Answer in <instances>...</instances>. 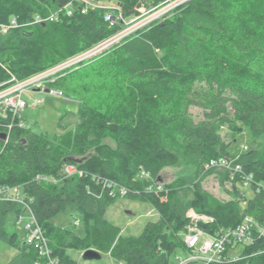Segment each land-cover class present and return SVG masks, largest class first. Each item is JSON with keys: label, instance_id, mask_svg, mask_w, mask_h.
I'll list each match as a JSON object with an SVG mask.
<instances>
[{"label": "trees", "instance_id": "16d2710c", "mask_svg": "<svg viewBox=\"0 0 264 264\" xmlns=\"http://www.w3.org/2000/svg\"><path fill=\"white\" fill-rule=\"evenodd\" d=\"M152 2L0 0V88L12 76L23 81L86 52ZM50 80L39 90L74 100L78 123L47 134L21 127L15 118L8 131L11 114L0 116V135L8 133L0 136V187L18 188L57 264H77L70 252L90 249L123 264H172L178 250L188 253L190 211L211 218L198 220V229L210 236L236 228L246 216L264 224V144L229 151L245 130L254 139L264 135V0H189ZM219 158L251 175L250 198L233 168L220 174L221 186L233 184L228 200L203 189L215 171L206 166ZM67 164L82 175L63 179ZM188 165L195 168L193 180L161 182L164 168ZM158 183L162 191L155 195L148 187ZM119 187L128 192L124 198L148 203L158 215L138 236H122L105 217ZM185 191L191 195L186 202L179 197ZM68 207L82 218L81 237L51 222ZM22 210L0 200V241L34 264H48L34 245H20L8 230ZM262 249L261 239L227 247L223 260L212 264H264Z\"/></svg>", "mask_w": 264, "mask_h": 264}, {"label": "built area", "instance_id": "2783aa9c", "mask_svg": "<svg viewBox=\"0 0 264 264\" xmlns=\"http://www.w3.org/2000/svg\"><path fill=\"white\" fill-rule=\"evenodd\" d=\"M86 3L88 0H80ZM189 0H163L164 4H171L168 9H163L165 6H153L151 9L147 10L145 14H136L134 17L123 23V27L119 29L116 33L112 34L108 38L104 39L93 48L81 53L56 67L32 76L26 80L18 81L15 77H11L7 85L0 88V116L5 118L9 113L11 114L12 121L7 125L8 131H10L14 125L13 121L18 117L19 111L26 107V102L22 99V95L26 90L43 89L47 81H51L50 78L55 75L69 69L76 64L93 58L102 52L108 50L109 48L119 44L124 39L134 35L139 29L147 25L148 23L160 19L166 12L176 8ZM164 10V11H160ZM68 15L71 14V10L66 8ZM121 13L119 14V19L122 20ZM55 15L49 16V20H55ZM106 22H111L112 19L109 14L104 16ZM15 25V21H12ZM7 28L3 31L6 32ZM51 94L62 99H66L60 91L53 90L50 91ZM38 102H35V104ZM19 126H24V123H19ZM8 137V133L6 134ZM245 151L247 148L242 147ZM206 168H213L215 170L219 169L222 172L231 171L233 168L235 172L242 177V183L248 185L251 183V175H244L239 165H233L231 160L225 158L213 159L209 162ZM82 171L75 165L67 164L64 165L62 169V178H72L80 177ZM37 179L48 181L49 179L43 176H38ZM262 189V186H257V189ZM148 190L153 192L155 195H160L162 191L161 184H154L148 187ZM18 188L1 186L0 187V200L14 202L23 208V212L15 216V223H22L26 220L24 224L25 231V243L34 245L38 253L44 256L48 264H57L50 256L51 252L47 244L46 237L37 223L33 212L26 202V200L18 194ZM127 190L124 187L117 188L116 193H111L115 195L118 199L124 198L127 195ZM161 198V197H160ZM162 199V198H161ZM164 200V199H162ZM191 223L188 227V233L185 236V244L188 249L184 258H177L175 264H212L218 263L223 260V254L227 247L232 249L236 246H244L247 244H252L256 239L264 240V224L257 225L251 217L246 216L243 222L233 229H228L221 232L218 236H210L203 233L198 227H195V221L201 219L203 221H211V218L207 216L199 217L198 215L189 214ZM78 224V223H76ZM260 254H264V249L258 251Z\"/></svg>", "mask_w": 264, "mask_h": 264}, {"label": "rangeland", "instance_id": "374dc122", "mask_svg": "<svg viewBox=\"0 0 264 264\" xmlns=\"http://www.w3.org/2000/svg\"><path fill=\"white\" fill-rule=\"evenodd\" d=\"M152 1L151 7L158 6V8H160L161 6H165L163 9H168L172 6L171 4H164L163 0ZM146 11V8H139L136 13L145 14ZM160 11L162 12L164 10ZM22 99L26 102V107L19 111L18 117L25 126L32 127L35 131L45 132L47 134H58L73 129L78 123L77 104L74 100L68 98L62 99L51 93H46L43 90L39 92L26 90L22 95ZM35 102L38 103L35 104ZM102 142L112 148L115 147V143L110 138H105ZM262 144H264V135L254 139L251 134L245 130L236 138L235 142L230 146L229 151L237 153L243 146H245L247 150H251L257 145L259 146ZM221 172L222 171L219 169L215 170L214 173L206 176L201 185L204 190L209 191L219 199L228 200L230 198V192L233 191V184L230 180L221 186ZM161 176V182L163 184L170 183L177 178H189L193 180L195 178V168L189 165L181 167H167L161 171ZM239 187L246 199L253 195V190L249 184ZM179 197L186 202L191 198V195L185 191L180 193ZM161 198L165 199L164 196ZM189 214L198 215L199 217L205 216L194 213L193 211H190ZM105 217L112 224L120 228L122 236H138L142 233L147 222L158 219L157 213L148 203L126 198H119L110 204L106 210ZM25 222L26 220H23L22 223L16 224L15 216H12L8 224L9 232L17 234V241L20 245L25 242ZM51 222L59 227H63L73 232L77 236H83L84 224L82 218L80 214L71 207H68L63 213L54 215L51 218ZM194 224L195 227L199 226L198 221H195ZM241 249L242 248H238L236 252H241ZM82 253L83 252L79 251L70 252L77 264H123L106 254L102 255L101 259L97 261L83 260ZM185 255V252L178 250L175 256L178 258H184ZM175 256L171 259L172 264L175 261ZM0 264L34 263L23 256H20L19 251L15 246L0 241Z\"/></svg>", "mask_w": 264, "mask_h": 264}, {"label": "water", "instance_id": "95a60500", "mask_svg": "<svg viewBox=\"0 0 264 264\" xmlns=\"http://www.w3.org/2000/svg\"><path fill=\"white\" fill-rule=\"evenodd\" d=\"M34 91L39 92L40 90L39 89H36ZM0 136L3 139L6 138V134H1ZM101 256L102 255L100 253H98L97 251L92 250V249L86 250V251H84L82 253L83 260H87V261H97V260H100L101 259Z\"/></svg>", "mask_w": 264, "mask_h": 264}]
</instances>
